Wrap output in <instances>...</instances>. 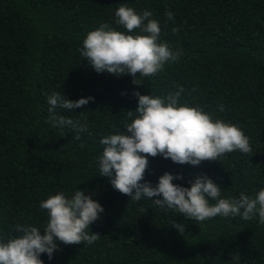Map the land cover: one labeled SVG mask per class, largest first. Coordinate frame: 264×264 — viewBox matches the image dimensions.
Listing matches in <instances>:
<instances>
[{
  "label": "trees",
  "instance_id": "1",
  "mask_svg": "<svg viewBox=\"0 0 264 264\" xmlns=\"http://www.w3.org/2000/svg\"><path fill=\"white\" fill-rule=\"evenodd\" d=\"M121 5L141 15L150 11L161 28L159 42L182 50L158 74L140 78L142 85L130 75L97 73L80 53L87 34L101 24L127 33L116 24ZM180 86L181 105L236 124L252 150L197 166L149 157L145 181L156 186L169 172L184 177L173 183L191 187L189 181L206 174L221 187L220 198H255L264 189V0H0V238L22 235L18 225L43 231L48 216L40 202L83 190L104 208L86 229L100 238L91 244L57 241L53 259L41 254L44 264H264L258 215L196 222L147 197L131 201L113 188L111 177L101 176L100 141L126 131L127 111L138 107L133 92L167 102ZM54 92L73 101L95 98L81 108L55 109L86 122V131L53 127L48 98ZM175 222L185 226L183 233Z\"/></svg>",
  "mask_w": 264,
  "mask_h": 264
},
{
  "label": "clouds",
  "instance_id": "2",
  "mask_svg": "<svg viewBox=\"0 0 264 264\" xmlns=\"http://www.w3.org/2000/svg\"><path fill=\"white\" fill-rule=\"evenodd\" d=\"M115 16L116 24L123 26L127 33L140 29V33L146 34H127L109 24H101L88 33L80 53L97 73L117 77L130 75L134 85H142L140 78L155 76L165 63L179 59L182 50L174 52L167 42H159L161 28L157 20L150 19V11L141 15L121 5ZM166 16L174 18L171 11ZM183 91L180 86L178 91L167 96V102L162 96L133 92L138 98V107L127 111L131 122L125 124L126 131H117L100 141L105 146L98 158L101 176L111 177L113 188L129 196L131 201L147 197L154 206L178 211L196 222L216 216H239L248 221L258 215L259 223L264 224V189L255 198L241 193L238 199H225L220 198L221 187L206 174L189 181L191 187L173 183L184 177L169 172L159 177L156 186L145 181L149 157L160 155L176 164L197 166L203 161H217L226 153L252 150L249 138L236 124L214 119L199 106L181 105L179 98ZM94 99L73 101L54 92L48 98L49 122L53 127H71L77 133L86 131V122L81 124L59 116L55 109L81 108ZM219 109L223 112L224 106L220 105ZM74 139L79 140L80 136L77 134ZM210 200L216 203L211 204ZM40 208L48 216L44 230L18 225L16 231L22 235L7 240L0 238V264H44L41 254L47 253L49 260L53 259L54 253L60 250L57 241L64 245L91 244L100 238L98 233L89 234L86 229L99 218L104 208L83 190H77L70 198L64 192L52 195L40 202ZM173 226L184 232V225L175 222Z\"/></svg>",
  "mask_w": 264,
  "mask_h": 264
}]
</instances>
